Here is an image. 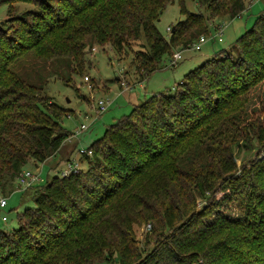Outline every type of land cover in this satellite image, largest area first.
Masks as SVG:
<instances>
[{"label":"trees","instance_id":"trees-1","mask_svg":"<svg viewBox=\"0 0 264 264\" xmlns=\"http://www.w3.org/2000/svg\"><path fill=\"white\" fill-rule=\"evenodd\" d=\"M174 1L182 19L166 38L156 21ZM185 1L0 0L1 193L73 134L47 93L52 74L72 83L93 44L121 52L143 32L132 63L145 80L252 2L199 0L203 13ZM263 82L264 8L228 49L109 124L80 153L86 168L24 188L33 204L0 224V264H264V109L247 113Z\"/></svg>","mask_w":264,"mask_h":264},{"label":"rangeland","instance_id":"rangeland-1","mask_svg":"<svg viewBox=\"0 0 264 264\" xmlns=\"http://www.w3.org/2000/svg\"><path fill=\"white\" fill-rule=\"evenodd\" d=\"M185 5L192 12L206 13L205 8L199 6V0H186ZM16 7L17 10L21 11L33 8V4L19 2ZM263 8L264 0H252L241 15L220 20L222 27L221 40L218 39V29L211 26L207 40L202 43L200 50L193 48L182 50L180 63L174 67L163 66L156 70L142 83V86L135 80L137 75L132 57L133 50L142 48L141 43H145L143 32H141L137 42L121 52L110 44L104 46L93 44L91 51L86 56L89 62V65H86L87 79L84 76L74 74L72 77L73 82L66 83L61 77L56 78L55 74H52L49 77L47 93L52 96L56 103L70 110L69 115L63 116L62 125L67 130L75 132L80 123L84 122L87 124V128L80 130V133L69 138L70 143L76 144L72 152L74 159H70L71 157H68V154L65 155L64 152H61L57 153L51 160L49 159L48 162L36 164L30 161L25 165L24 170H29L37 178L26 185L17 179V183H13L14 185L6 186L2 195L7 197V205L0 210V224L6 220L7 223L16 225V212L33 204L29 196L28 199L25 198L24 188L50 179L59 173V170L65 169L68 161L74 162L77 167L86 168L87 162L78 152L79 149H86L93 140L103 134L109 124L116 121L121 115L129 113L135 104L143 101L144 93L148 96L151 93L171 88L183 77L186 71L200 65L215 52L228 49L235 38L253 24L256 16ZM5 12L6 6H0V19L5 16ZM179 19H182L180 5L178 1H174L169 3L162 11L156 21V26L168 38L167 26L174 24ZM89 44H91V38L87 40V45L89 46ZM166 60H168L167 57L164 62ZM50 68L51 66H48L47 69ZM117 76H119L118 79ZM121 78L130 82L127 94L120 91L119 80ZM250 94L251 97L247 106L248 120L252 119L251 116H259L262 119L263 114H260L258 110L264 109V82L254 88ZM99 99L108 102L107 109L100 113L96 111ZM236 153V162L240 166L243 155L247 153L242 150L238 152L236 150ZM3 216L5 218L2 220ZM145 226V224H142L135 227L137 238L140 241L144 238ZM99 264L110 263L103 261Z\"/></svg>","mask_w":264,"mask_h":264},{"label":"built area","instance_id":"built-area-1","mask_svg":"<svg viewBox=\"0 0 264 264\" xmlns=\"http://www.w3.org/2000/svg\"><path fill=\"white\" fill-rule=\"evenodd\" d=\"M171 26H167V30H170ZM221 32H222V27L220 26L218 28V39L221 40ZM207 40V37L204 36V35H201L199 37V39L197 41H195L189 48H193L195 50H200L201 49V45L203 42H205ZM181 51L182 50H177L172 56H170L168 58V60L165 62L166 66H176L179 61L181 60L182 58V54H181ZM85 79H87V76H85ZM107 106H108V102L107 100H104V99H99L97 101V105H96V111L98 113L100 112H103L107 109ZM87 128V124L82 122L80 123L79 125V128H77V130L73 133V135H76L77 133H80V130H83ZM79 153H85V154H90L91 151L88 150L87 148H81L78 150ZM77 166L75 163H72L70 161L67 162L66 164V168L63 169V173H68L70 170L72 169H76ZM37 178L36 175H34L33 173H31L29 170H23L19 176V180H21L23 183L26 184H29L30 181H33ZM7 205V197L2 195L1 191H0V208H3ZM5 217L3 216L2 220L4 219ZM150 228V224H147L145 226V230L149 229Z\"/></svg>","mask_w":264,"mask_h":264},{"label":"crops","instance_id":"crops-1","mask_svg":"<svg viewBox=\"0 0 264 264\" xmlns=\"http://www.w3.org/2000/svg\"><path fill=\"white\" fill-rule=\"evenodd\" d=\"M167 61V60H166ZM180 63V62H179ZM164 66H166V64H164ZM188 68V67H187ZM190 70V69H189ZM187 72V71H186ZM185 74V73H184ZM183 74V75H184ZM181 79V78H180ZM135 80L138 82V83H140V86H142L143 84V82L145 81V80H147V79H145V80H139V78L138 77H136L135 78ZM119 86H120V91L121 92H124L125 94H127L128 93V89L130 88V82L129 81H126V79H120V82H119ZM147 95H146V93H144L143 94V98H145ZM82 123V122H81ZM72 133L74 132V131H71ZM73 135V134H72ZM72 135H70V137L69 138H71L72 137ZM69 138L62 144V146H61V148L58 150V152L57 153H61V152H64L65 153V155H67L68 157H71L70 159H74L75 157H73V155H72V152H73V150L75 149V147H76V144H72V143H70L69 142ZM57 153H55L52 157H50L49 159L51 160L53 157H55V155L57 154ZM48 159V160H49ZM48 160L46 161V162H48ZM64 163H65V161H63ZM15 182L17 183V180H15L13 183L15 184ZM12 183V185H14ZM12 191H13V189H12ZM2 208H0V210H1Z\"/></svg>","mask_w":264,"mask_h":264}]
</instances>
